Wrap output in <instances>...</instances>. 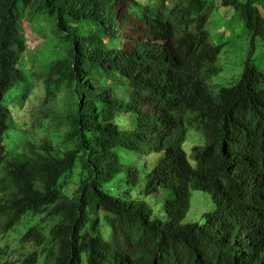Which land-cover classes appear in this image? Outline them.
Returning a JSON list of instances; mask_svg holds the SVG:
<instances>
[{"label":"trees","instance_id":"16d2710c","mask_svg":"<svg viewBox=\"0 0 264 264\" xmlns=\"http://www.w3.org/2000/svg\"><path fill=\"white\" fill-rule=\"evenodd\" d=\"M18 1L0 0V233L27 212L55 219L48 239L37 225L21 236L53 245L48 264H81L82 254L85 264H264V67L251 62L254 41L264 39V0H220L242 20L250 50L238 79L216 97L206 78L221 70L220 46L209 41L204 0H21L28 16L50 21L61 45L59 57L29 75L18 67ZM133 20L141 34L121 38ZM28 76L42 82L45 104L66 93L59 111L46 106L37 117L61 131L63 150L50 139L9 148L12 118L3 95L20 83L24 90ZM187 127L203 136L191 147L195 165L181 147ZM115 148L159 155L143 192L174 195L165 220L151 218L144 201L103 189L118 173ZM76 163L81 178L67 196L58 183ZM128 172L136 181L135 166ZM189 185L211 194L203 224H181ZM36 255L6 264H32Z\"/></svg>","mask_w":264,"mask_h":264},{"label":"rangeland","instance_id":"374dc122","mask_svg":"<svg viewBox=\"0 0 264 264\" xmlns=\"http://www.w3.org/2000/svg\"><path fill=\"white\" fill-rule=\"evenodd\" d=\"M141 4L151 0H136ZM208 5V17L206 28L209 33V41L213 45H219L220 51L215 60V66L220 67V71L206 78L207 89L214 97L223 86L233 84L239 77L243 62L250 50V36L243 26L242 20L231 6H223L220 0H204ZM169 6L175 4L174 0H166ZM152 3V2H150ZM264 16V9L261 10ZM17 24L16 29L20 32V37L24 41V47L20 54L18 67L29 75V72L35 71L40 67L43 61H52L61 55L60 40L52 31L50 21L41 14L29 15V9L24 7L21 0L16 6ZM31 18V19H29ZM141 34V24L133 20L131 24L121 27V38L129 39L131 36ZM254 52L251 62L257 69L264 67V39L257 38L254 41ZM27 97L23 98V93ZM66 93L60 91L58 96L45 104L46 98L42 82L39 78L27 77L25 89H22L21 83L17 88L12 89L3 95L2 103L8 106L11 113L12 130L7 139L9 148L22 149L26 140L39 143L44 139H50L60 150L64 149L61 131L51 126L49 118H42L37 121L38 112L46 106L59 111L62 107ZM126 117V115H124ZM126 124H120L124 127ZM203 143V136L187 127L185 140L181 143L182 149L189 158L191 147ZM67 148L72 147V143L66 144ZM120 155V164L118 173L102 186L109 194L126 198L142 200L151 208V218L157 217L161 220L166 219V209L174 195L171 192L159 189L157 193L145 194L144 180L147 171L151 168L158 154L150 155L137 154L120 151L115 148ZM190 159V158H189ZM192 165L195 163L190 159ZM130 165L135 166L138 177L132 181L133 173L128 172ZM81 173L78 163L75 164L71 173L63 176L58 183L61 192L67 196H73L77 187ZM190 191L189 206L184 212L181 224L198 223L203 224L205 214L212 211L213 203L211 194L208 191L198 190L188 186ZM55 222V219L48 218L44 214H35L27 212L14 225L3 234L0 233V264L15 261L17 258H23L35 250L34 263L48 264L54 254V247L51 243L43 242L40 246L27 243L21 240L22 234L31 226H39L48 239V230ZM102 230L99 239L108 240L109 228L102 222ZM82 263L85 264V256L82 254ZM16 264H21L17 262Z\"/></svg>","mask_w":264,"mask_h":264}]
</instances>
